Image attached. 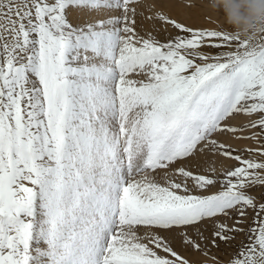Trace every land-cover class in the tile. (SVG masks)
I'll return each mask as SVG.
<instances>
[{"label": "snow or ice", "instance_id": "1", "mask_svg": "<svg viewBox=\"0 0 264 264\" xmlns=\"http://www.w3.org/2000/svg\"><path fill=\"white\" fill-rule=\"evenodd\" d=\"M136 2L0 0V264H264V27L162 41Z\"/></svg>", "mask_w": 264, "mask_h": 264}, {"label": "bare ground", "instance_id": "2", "mask_svg": "<svg viewBox=\"0 0 264 264\" xmlns=\"http://www.w3.org/2000/svg\"><path fill=\"white\" fill-rule=\"evenodd\" d=\"M163 2L165 6L159 5ZM131 7L136 9L138 28L144 32L157 29L163 35L170 34L171 31L176 29L171 24L159 19L157 15L158 11L171 13L172 16L168 18L178 22L182 21V23L186 25H189L188 22L195 25H215L217 21L213 22L211 16L220 18V14L224 15L222 11L214 9L213 1L209 2V0H142L139 3H134ZM237 140L238 139H231V141ZM217 158H219V160H217ZM217 158L214 164L215 166L219 164V166H217L218 172L222 170V168H226L230 165L229 160L227 161L220 158L218 154ZM204 168H206V166H204Z\"/></svg>", "mask_w": 264, "mask_h": 264}, {"label": "rangeland", "instance_id": "3", "mask_svg": "<svg viewBox=\"0 0 264 264\" xmlns=\"http://www.w3.org/2000/svg\"><path fill=\"white\" fill-rule=\"evenodd\" d=\"M142 0H137L136 3L141 2ZM213 0H209V2H212ZM165 2V1H164ZM160 3L159 5H164L165 3ZM157 15L160 16H165V17H170L172 16L171 13L169 12H161L158 11ZM211 16V15H210ZM213 22L217 21V23L215 25H195L192 24L190 22L188 26H191L193 28H204V29H211V30H231L234 29L230 24L227 23L226 19L224 18V15L220 14V18H216L211 16ZM182 23V21H179ZM142 34H151L155 37H157L160 40H165L167 38V36L169 34H165L163 35L160 31H158L157 29L154 30H148V32H144L142 31L140 28H138ZM177 33L176 30L171 31L170 35H175ZM243 118H238V122L242 121ZM221 140H228L229 143H231L234 147L237 148H244V147H248V146H254V147H260V145L254 141H250V140H237V141H231V139H229L228 137L225 136V138L220 137ZM219 156V155H218ZM217 158L216 156H212L209 155L203 159H201L200 164H201V169H208L210 167H212L213 165L215 166L214 162ZM222 158V157H220ZM217 160H219V158H217ZM228 161V160H227ZM233 161L229 160V164H232ZM227 164V163H226ZM204 166H206V168H204ZM217 166H219V164H217ZM217 166H215L217 168ZM253 195H257L259 196L261 192H264V189H253L252 190ZM249 221H251V216H249ZM233 221H228V223H232ZM243 227H247V225H242ZM246 239L245 234L244 233H239L236 234V238L234 243L238 244L242 241H244ZM179 247V245H178ZM183 254L185 255V257L190 261V264H217V262H219V264H226V262L228 261V259L230 258V254L235 250L233 247H229L226 245H221L219 249L217 248H209L208 249V254L205 255L203 252L200 251H196V250H191V249H185V248H181L180 249ZM215 257V259H213Z\"/></svg>", "mask_w": 264, "mask_h": 264}, {"label": "clouds", "instance_id": "4", "mask_svg": "<svg viewBox=\"0 0 264 264\" xmlns=\"http://www.w3.org/2000/svg\"><path fill=\"white\" fill-rule=\"evenodd\" d=\"M213 7L242 35L264 27V0H213Z\"/></svg>", "mask_w": 264, "mask_h": 264}]
</instances>
